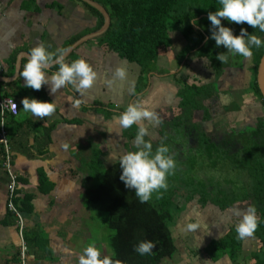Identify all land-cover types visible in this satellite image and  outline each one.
I'll list each match as a JSON object with an SVG mask.
<instances>
[{
  "label": "crops",
  "instance_id": "crops-1",
  "mask_svg": "<svg viewBox=\"0 0 264 264\" xmlns=\"http://www.w3.org/2000/svg\"><path fill=\"white\" fill-rule=\"evenodd\" d=\"M95 24L96 18L75 0H0V61L2 76L9 79L0 86V93L11 94L10 98L18 105L16 116L9 113L5 116L11 164L19 179L20 194L33 195V212L25 218L26 231L46 238L58 264L61 260L67 261L64 264H78L79 256L70 252L65 244L81 229L77 223L82 220L83 209H79L83 206L82 194L89 182V168L100 166L105 170L119 162V157L130 150L128 144L134 142L128 133L135 130L137 134L140 126L148 128L146 139L159 146L161 123L145 120L124 129L114 117L128 104L138 103L157 112L162 123L169 124L179 114L180 100L174 75L184 70L182 74H187L189 81L193 78L201 83H210L214 77L213 71L199 60L194 59L187 66L183 61L178 68L175 64L178 52L173 49L178 46L176 42L162 49L156 70L145 74L144 85L138 90L139 66L110 51L107 45L98 44L96 38L82 43L66 57L74 53L75 59H85L97 73L93 87L83 95L72 86L51 95L48 85L37 91L24 87L22 78L15 76L18 59L19 70H22L33 47L43 43L49 51L58 53L71 39L77 37L78 41L90 34L87 32ZM55 66L49 70V75L58 70ZM117 68L125 69L124 79L115 77ZM197 69H200L199 74L201 71L199 77L195 76ZM240 76L238 68H231L216 81L220 97L204 103L210 115L207 122L202 120L203 111L193 113L191 123L200 126L207 137L216 139L231 131V126L218 127L216 115L227 117L228 122L232 114L244 130L251 129L257 118H264V108L259 102L249 92H242L244 86L237 88L241 84ZM24 97L53 101L55 111L43 118L25 113L21 103ZM234 102L239 110L227 111ZM6 186L7 179L0 166V264H12L11 258L18 247L16 222L8 220L5 209ZM39 188L51 190L42 194ZM184 198L183 192L173 195L172 208L181 207L179 211L173 210V222H169L176 250L162 264H254L252 254L259 248L256 238L237 237L239 246L234 247L232 243L235 236L230 234L231 229H236L239 223V217L233 212L237 206L221 211L212 204L201 206L197 200L185 203ZM248 204L241 203L238 207L246 209ZM189 222H199L201 227L196 232L186 231ZM62 229L66 234L64 240L60 237ZM215 240L223 243L225 253L211 259L204 249ZM11 246L13 251L5 248ZM31 251L28 255L31 264L42 261L35 260Z\"/></svg>",
  "mask_w": 264,
  "mask_h": 264
},
{
  "label": "trees",
  "instance_id": "trees-1",
  "mask_svg": "<svg viewBox=\"0 0 264 264\" xmlns=\"http://www.w3.org/2000/svg\"><path fill=\"white\" fill-rule=\"evenodd\" d=\"M75 1L96 18L95 27L87 33L100 29L103 25L102 15L81 0ZM92 1L100 4L110 18L109 28L96 38L97 43L107 45L110 51L139 66L138 90H141L144 85L145 74L156 70L158 56L163 52L162 49L165 50L171 43L178 42V46L173 48L178 52L175 63L178 68L183 61H185L184 66H187L191 58L204 61L203 57H207L206 59L211 61L207 67L214 74L210 83H201L197 80L189 81V76L187 74L183 76L182 72L174 75L173 78L178 88L177 97L180 100L176 123L180 124L182 120L184 123L186 121V129L182 131L188 145L186 149L193 148L194 151L200 153L198 155V153L189 152L187 158L181 160L183 166L190 165L187 166L188 169L185 172L180 173H186L181 180L184 182L183 184L190 185V188L171 189L169 192L165 191L161 198L156 197L153 198L155 200L152 199L148 203H140L134 190L126 188L120 180L122 169H120L119 162L105 170L100 166H94L90 171L88 181L90 182L92 179L95 181L96 178L97 183L85 187L82 194V207L90 213V218L93 217L92 214H103V223L111 232L106 240L108 248L111 252L115 250L117 258L124 261L125 264H162V261L170 258L176 250L174 239L169 230V222H173V210L179 211L181 207L174 206L172 208L171 204L173 195L183 192L185 203L197 200L201 206L212 204L221 211L231 210L237 203L249 202L248 206H254L257 209L259 225L252 237L258 240L259 248L252 254V260L254 264H264V118L262 116L257 118L256 124L251 129L244 130V127H238L216 139L207 137L205 132L199 129L200 127L191 123L195 111H203V122L210 119L204 103L219 99L220 92L216 88V81L231 68H238L241 72V84L237 88L248 87L244 91H248V94L264 108V99L256 82L257 68L264 54V47L253 48V55L247 58L229 54L228 63H222L216 59L220 52H227L223 46L216 47L214 40L207 39L211 36L212 27L208 13L216 11L220 6L218 0ZM192 19L197 20L196 25L192 24ZM222 23L233 28L236 35H239L241 28H247L250 34L255 33L264 38V32L254 29L247 23L241 25L225 19H222ZM173 36H178V38ZM76 40L77 37L68 41L63 49L66 50ZM66 60L69 63L75 60L74 53ZM54 68L58 69V65ZM2 85L3 83H0V86ZM10 96L12 97L7 92L0 93V98H10ZM228 107L227 111L230 109L239 110L236 103ZM128 134L131 139L136 136L135 130H131ZM178 147L175 149L182 150L181 147ZM200 158L209 160L208 162L202 161L206 162L204 165H200L202 170L210 168V161L214 160L211 169L219 171L222 181L227 178L228 183L225 182V188L223 186L215 188L212 185L202 186V181H197L187 174L192 173L196 162L194 159ZM3 160L4 152L0 147V162L2 163ZM215 163L219 164L218 168ZM233 175L234 177L231 178L230 176ZM244 175L247 176V181L241 180L243 182L241 188L238 189V186L228 187V185L233 186L236 183V177L242 178ZM18 187L17 184L12 202L24 220L23 241L26 247L24 264H31L27 256V254L30 255L31 249L33 250L31 255L35 260L46 259L43 262L53 264L52 251L46 238L40 237L38 233L26 231L25 218L33 212V195H21V190ZM235 188L238 191L234 190ZM50 190L39 188V192L42 194H47ZM6 202L5 209L8 220L16 222L15 216L6 208ZM231 230L230 234L235 236V241L233 239L232 243L234 247L239 246V241L236 240L238 237L236 229ZM17 239L19 243L15 255L11 258L12 264H22L18 233ZM141 239L157 242L152 254L140 256L134 251V246ZM204 253L211 259H216L225 253V248L222 242L215 240L211 241L204 249Z\"/></svg>",
  "mask_w": 264,
  "mask_h": 264
},
{
  "label": "clouds",
  "instance_id": "clouds-1",
  "mask_svg": "<svg viewBox=\"0 0 264 264\" xmlns=\"http://www.w3.org/2000/svg\"><path fill=\"white\" fill-rule=\"evenodd\" d=\"M218 3L220 6L216 11L208 13L212 27L211 36L207 38L214 40L216 47L223 46L227 49V52H220L216 56L218 61L228 63L229 54L251 57L253 48L264 47V38L255 33L250 34L247 28H241L239 35H236L233 28L222 23V19L241 25L247 23L254 29L264 32V0H218ZM191 22L193 25L197 24L196 19H192ZM66 56L67 50L60 49L58 53H54L43 43L33 47L22 70L18 69V75L24 81L23 86L38 91L48 85L51 95L72 86L81 95L85 94L93 87L97 73L85 59L78 58L69 63ZM206 58L203 57L205 63L209 64L211 61ZM54 65H58V70L49 75L48 72ZM125 76L124 68L116 69V78L122 80ZM21 103L23 112L41 118L51 115L56 108L53 101H42L32 97H24ZM13 108L17 110L15 102ZM114 118L124 129L140 125L145 120L154 121L157 125L162 123L157 112L138 103L128 104L126 109ZM148 135V128L140 126L134 138L133 149L119 157L122 169L120 180L126 188L134 190L140 203H148L154 194L161 198L168 189V176L174 173L177 166L167 144L161 143L154 150L153 142L146 139ZM233 212L239 217V223L236 225L238 238L251 237L259 225L257 209L254 206H248L246 209L237 206ZM200 227L199 222H189L185 230L196 232ZM156 245L157 242L154 240L141 239L134 246V251L140 256L149 255L153 253ZM78 264H125V262L117 258L115 250L110 255H104L101 247L92 242L79 254Z\"/></svg>",
  "mask_w": 264,
  "mask_h": 264
},
{
  "label": "rangeland",
  "instance_id": "rangeland-1",
  "mask_svg": "<svg viewBox=\"0 0 264 264\" xmlns=\"http://www.w3.org/2000/svg\"><path fill=\"white\" fill-rule=\"evenodd\" d=\"M76 3L80 4L79 2H76ZM193 60H194V58H191L190 61H193ZM199 62H205V61L200 60ZM159 63H161V62H159ZM206 65H208V64H206ZM188 67H187V69H188ZM199 67H201V65ZM199 70L200 69H197V71L195 72V76L196 77H199L200 74H201V71H200V74H199ZM182 73H184V70H183ZM182 75L184 76L185 74H182ZM194 80L195 79H193V78L190 79V81H194ZM247 89H248V87L245 88V90H247ZM242 91H244V90L242 89ZM245 93H246V91H245ZM240 98L242 99V97H240ZM211 113L214 114L213 111H211ZM216 116H217L216 117V123L218 124V127L220 129H224L225 126H227V127L231 126V130H235L236 128L241 127L240 124L237 122L236 117L234 118L232 116V114L230 115V118H229L228 122H227V119H228L227 117H224V116H222L220 114L216 115ZM176 118H177V115H175V119ZM176 121H177V119L174 122H171L169 124H168V122L161 123L160 126H159V129H161L160 130L161 131V133H160L161 137L159 138V140L160 139L161 140L159 141L158 145L161 144V143L167 144V146L170 148V154L175 158L176 164H177L174 173L168 176V189H167L168 192L171 189L175 190L176 188L177 189L181 188V189L185 190L187 187H189V188L191 187L190 185L183 184L184 182L181 180L182 178L185 177L186 173L185 174H180V173L181 172H185L188 169L187 166H190V165L183 166V163H182L181 160L182 159H186L187 158V153H189V152H193V154L198 153V155H200V153L197 152V151H194L193 148L191 150H187L186 149V147H188V145L186 144V140H185V138L183 136V132H182L184 129H186V126H187L185 124L186 121L184 123V121L182 120L180 124H177ZM198 127H200V126H198ZM199 129L201 130V127ZM177 146L181 147L182 150L181 149H175ZM128 147H130V150H132L133 145H131V144L129 145L128 144ZM156 147L157 146H154V150H155ZM194 160L196 162L194 164L195 166L191 165V166H193L192 173H187V174L191 175V177L193 179H196L197 181H199V180L202 181L201 182L202 186L208 187V186L212 185L215 188H218V187L221 188L222 186H223V188L226 187V183L225 182H227V178L223 179V181H222V177H221L222 175L219 173V171L211 169V166L214 165L212 163V161H214L213 159H211L212 161H210V168H206V169H203V170L201 169L200 165H204L206 162H202V161L205 160V161L208 162L209 160L205 159V158L204 159L203 158L194 159ZM0 164H1V162H0ZM215 166H216V168H218L219 164L215 163ZM91 170H92V168H89L88 172L90 173ZM228 171H229V169H228ZM243 177L242 178L236 177L237 178L236 179L237 180L236 183L233 186H229L228 185V187L231 188V187L238 186L237 187L238 189L241 188V183H243L241 180H243L244 182L247 181V176L244 175ZM188 180H190V179H188ZM94 183L95 184L97 183V179L96 178H95V181L92 179V181L88 182L87 186H91ZM234 190L238 191L236 188ZM153 198H156L155 194H154ZM153 200H155V199H153ZM82 209L84 210V207L80 208L79 211H81ZM83 210L81 212V213H83V215L81 216L82 220L77 223L79 228L81 227V229L78 230L77 234L75 233L72 238L68 239V241H67L68 244H65V246L68 249H70L69 250L70 252H74L75 255L79 256L80 253H77V252L82 251L89 243L95 242L97 244V246L101 247L102 253L104 255H110L111 254V250L108 248L106 240H107V237L111 234V232L106 228L105 224L103 223V214H92L93 217L90 218V213L83 212ZM60 231L62 232V233L60 232V237H61L62 240H64V237H65L66 234H65L63 229L60 230ZM18 243H19V241H18ZM5 248L6 249H10L12 251L14 249L13 246L5 247ZM50 250H52V249H50ZM38 253L39 252L37 251V254ZM27 256H28V254H27ZM51 256L54 259V263L53 264H58L57 263L58 258H55L53 256L52 252H51ZM41 260L42 261H40L37 264H46L45 262H43L46 259H41ZM65 262L67 263V261L63 262L61 260V264H64Z\"/></svg>",
  "mask_w": 264,
  "mask_h": 264
},
{
  "label": "built area",
  "instance_id": "built-area-1",
  "mask_svg": "<svg viewBox=\"0 0 264 264\" xmlns=\"http://www.w3.org/2000/svg\"><path fill=\"white\" fill-rule=\"evenodd\" d=\"M3 74V65L0 61V76ZM14 100L11 98H0V147H2L4 152V160L1 163V167L7 177V194H6V208L11 212L16 218V227L17 233L20 240L21 246V261L24 264L25 259V244L23 241V230H24V220L20 212L17 210V207L13 204L12 198L14 196L15 189L18 184V176L12 168L11 164V153L9 150V144L7 140V133L5 130V116L7 113L16 116L18 114V105L17 110H14L13 104Z\"/></svg>",
  "mask_w": 264,
  "mask_h": 264
},
{
  "label": "water",
  "instance_id": "water-1",
  "mask_svg": "<svg viewBox=\"0 0 264 264\" xmlns=\"http://www.w3.org/2000/svg\"><path fill=\"white\" fill-rule=\"evenodd\" d=\"M81 1L86 3V4H88L89 6L93 7L94 9H96L102 15V17H103V25L97 31L92 32L90 34H87V35L81 37L78 41H75L71 45V47L68 48L67 56L76 47H78L82 43L88 41L89 39H93V38H97V37L101 36L103 33H105L107 31V29L109 28V25H110L109 15L106 12V10L100 4H98L97 2L92 1V0H81ZM19 67H20V61L18 59V61L16 63L15 76L18 75ZM8 80H9L8 78H4L3 76H0V83L9 82ZM256 82H257V86H258V89L260 91V94H261L262 98L264 99V54L261 57L259 65H258V68H257Z\"/></svg>",
  "mask_w": 264,
  "mask_h": 264
},
{
  "label": "flooded vegetation",
  "instance_id": "flooded-vegetation-1",
  "mask_svg": "<svg viewBox=\"0 0 264 264\" xmlns=\"http://www.w3.org/2000/svg\"><path fill=\"white\" fill-rule=\"evenodd\" d=\"M233 177H234V175L231 176V178H233ZM248 203H249V202H248ZM239 204H241V203L234 204L233 207H234V206H238ZM248 205H249V204H248Z\"/></svg>",
  "mask_w": 264,
  "mask_h": 264
}]
</instances>
